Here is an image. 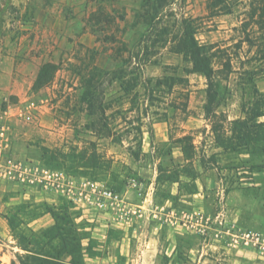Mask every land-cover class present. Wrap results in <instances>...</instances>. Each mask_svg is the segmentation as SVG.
Listing matches in <instances>:
<instances>
[{"label": "rangeland", "instance_id": "1", "mask_svg": "<svg viewBox=\"0 0 264 264\" xmlns=\"http://www.w3.org/2000/svg\"><path fill=\"white\" fill-rule=\"evenodd\" d=\"M148 3L0 0L1 157L31 159L117 191L151 172L152 208L163 218L139 223L136 234L128 228L123 246L108 249L67 201L31 193L14 204V191H2L0 264H20L30 255L22 249L60 252L54 229L28 226L46 214L77 238L78 264H264V253L231 237L234 228L264 234V126H255L264 122L255 117L264 113V0H222L226 9L213 16L211 0H165L149 32ZM181 18L194 20L220 79L209 112L206 79L172 52ZM44 63L56 71L35 89ZM120 71L123 85L112 77ZM92 79L101 108L90 115L82 93ZM160 127L164 142L156 140Z\"/></svg>", "mask_w": 264, "mask_h": 264}, {"label": "built area", "instance_id": "2", "mask_svg": "<svg viewBox=\"0 0 264 264\" xmlns=\"http://www.w3.org/2000/svg\"><path fill=\"white\" fill-rule=\"evenodd\" d=\"M0 160V178L17 184L22 190L51 193L62 198L78 211L80 218L100 217L121 228L134 227L144 218L145 212L138 204L101 180L47 168L31 159L1 157V151ZM231 237L245 247L264 253V234L259 231L234 228Z\"/></svg>", "mask_w": 264, "mask_h": 264}, {"label": "trees", "instance_id": "3", "mask_svg": "<svg viewBox=\"0 0 264 264\" xmlns=\"http://www.w3.org/2000/svg\"><path fill=\"white\" fill-rule=\"evenodd\" d=\"M145 1L147 3L149 2V0ZM221 1L222 0H211L209 9L212 13V16L216 14L215 10L217 7H219V11L226 9V6L221 4ZM164 2L165 0H153V4L151 6L152 16H148L146 20L148 32L152 29H155L157 23H159L157 22V20L155 21V19L157 18V14L159 13V8L162 7ZM196 30L197 27L193 19L181 18L177 31L172 37L171 48L172 52L182 55L183 58L191 64L192 73L201 75L206 79V97L208 104L205 106V110L206 112H209V104L216 100V98L220 95V79L215 77V71L212 68V54L209 50V47L198 43L195 38ZM55 71L56 66L51 63H44L43 65H41L36 75L34 88L39 89L49 84L53 79V74L55 73ZM112 77L116 80H119L122 85L124 84V82L122 81V71L119 72L118 76H115V72H113ZM128 85L129 84H126L125 87H128ZM88 87L89 88L82 93V101L87 103L90 112L89 114L93 115L95 114L96 109L101 108L97 104V102L100 103V100L97 101V99L94 98L95 82L93 81V79L92 81H88ZM261 116H264V113L257 114L255 117L257 118ZM240 123L243 125L245 124V122ZM246 126L247 125H244V127ZM255 126L262 127L264 126V122H255ZM150 140L151 142H153L152 135H150ZM181 151L184 155V159L188 160V146L182 145ZM186 177L192 179V176L188 175ZM169 181L178 183L179 180L170 178ZM52 218L53 225L47 229L55 230L56 233L52 238H57L60 240V252L48 254V252H43V250L29 251L26 249H22L24 252H27L30 255L25 259L18 258L20 264H78L76 261L79 255V244L76 243L77 238H74L72 235L66 234L62 227L57 226L58 218L54 214L52 215ZM62 254H66V257H68L69 259L63 258Z\"/></svg>", "mask_w": 264, "mask_h": 264}, {"label": "crops", "instance_id": "4", "mask_svg": "<svg viewBox=\"0 0 264 264\" xmlns=\"http://www.w3.org/2000/svg\"><path fill=\"white\" fill-rule=\"evenodd\" d=\"M156 140L160 142H164L166 140V136L163 133V130L161 129V127H160L159 134L156 135ZM149 145L150 143L148 144V146H145V140H144L143 151H146V149H149ZM151 175H152L151 172L149 174L147 171L143 172V174H139V178L134 179V180H129L127 185L124 187V189L120 191L124 195V197H126L129 200L131 198L133 199L135 196L140 197L137 204L145 212L144 218L141 221V223L145 221L154 222L157 219L158 220L160 219L163 221L162 216H159L160 212H157L154 210V208H152L153 200L151 198V187L153 186V183H154V179H153L154 176H151ZM145 177H147V180ZM145 185L147 186V189H146L145 195H143L140 192V190H143ZM2 191L3 193L4 191H8V193L10 191H14L13 193H15L14 195H16L12 199L14 201V204L22 203L23 201H29L31 198V193L44 196L46 201L55 202L57 200H63L62 198L56 197L54 194H51V193H42V192H37L34 190L27 192V190H22L21 187H19L17 184L12 183L5 178H0V194H2ZM34 199L35 201L38 200L36 197ZM80 219L82 218H80L78 215L76 220L79 221ZM87 221L90 222V224L88 225L89 227H87V229L92 230L93 235L95 234V236L102 238L101 241L103 242L104 245H106L108 249H112V248L118 249L123 246L124 241H125L124 237L127 234L126 231L128 228H121V226L118 224H108L105 220H103L100 217H96L92 220L87 219ZM6 222L4 219L0 217V233L1 234L5 233L6 225H7ZM139 223L140 222H138L136 225H138ZM52 225H53L52 219L49 218V215L46 214V215L39 216L36 219L32 220L28 226L30 227L32 231H36V230L47 229L51 227ZM136 225H134L132 229L134 234H136L137 231L139 230ZM99 233L100 235H98ZM88 242H89V239H83L82 245L84 247H87ZM88 258H92V257H88Z\"/></svg>", "mask_w": 264, "mask_h": 264}]
</instances>
